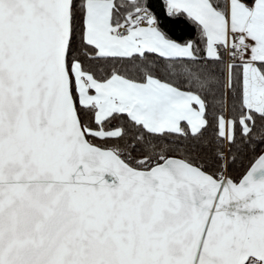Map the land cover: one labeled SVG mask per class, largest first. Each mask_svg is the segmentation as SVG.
Wrapping results in <instances>:
<instances>
[{"label":"snow or ice","instance_id":"6c2138e0","mask_svg":"<svg viewBox=\"0 0 264 264\" xmlns=\"http://www.w3.org/2000/svg\"><path fill=\"white\" fill-rule=\"evenodd\" d=\"M0 264H264V0H0Z\"/></svg>","mask_w":264,"mask_h":264}]
</instances>
